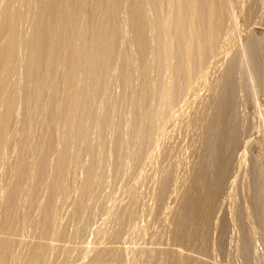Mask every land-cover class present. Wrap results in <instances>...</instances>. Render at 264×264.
I'll return each mask as SVG.
<instances>
[{"label": "bare ground", "instance_id": "obj_1", "mask_svg": "<svg viewBox=\"0 0 264 264\" xmlns=\"http://www.w3.org/2000/svg\"><path fill=\"white\" fill-rule=\"evenodd\" d=\"M29 1L0 0V264H128L136 253L142 264H198L200 188L209 176L218 190L246 132L257 137L238 161L260 142L251 166L264 181V0ZM111 78L121 92L108 94ZM182 123L207 154L169 224L128 249L147 232L133 223L145 211L136 185ZM127 167L124 197L89 230L106 178ZM162 171L155 200L175 183Z\"/></svg>", "mask_w": 264, "mask_h": 264}, {"label": "rangeland", "instance_id": "obj_2", "mask_svg": "<svg viewBox=\"0 0 264 264\" xmlns=\"http://www.w3.org/2000/svg\"><path fill=\"white\" fill-rule=\"evenodd\" d=\"M32 5L30 0L28 6ZM262 23L264 24V21ZM263 24L256 26L258 33H264ZM24 27L29 30L28 25ZM133 86L134 83L130 81L125 87L126 91L130 92ZM123 89L124 86L115 79L109 80V95L119 93ZM244 98L247 101L248 96L244 95ZM245 112L243 118H250L253 110L250 107L246 108ZM187 113L185 118L189 120L193 117V107L188 108ZM170 129L169 127L168 131ZM115 130L114 126L107 128L104 132L105 138H109ZM254 137H257V134L246 132L236 143L235 149L231 152L229 167L218 184V190L212 189V179L209 176L205 177V183L200 188L195 224L191 227L193 232L195 231L196 240L192 256L198 264H264V181L261 182L258 171L251 166V162L263 153L262 144L254 141L247 148V164L238 161L243 148L242 142ZM159 146L157 166H148L135 188L145 211L142 216L135 218L133 223L145 228L147 232L142 237L139 235L132 240L127 239L128 249L138 250L148 246L152 242L150 234L169 224L176 199L184 189L187 178L189 176L192 178L207 154L203 146L198 143L192 128L183 123L175 127V133H166ZM107 169L111 174V165ZM162 169L173 173L175 183L168 185L162 199L155 200L153 192L164 174ZM5 172L0 166V175H4ZM133 174L132 167H127L121 175L106 178L107 185L101 189L99 202L93 206L95 215L93 214L91 221L89 220V230L103 226L106 210L124 197L122 185ZM228 194L231 197H228ZM65 208L67 206H64ZM62 218V222L65 223L66 215H62ZM250 222L256 223L260 230L258 234L251 235L248 228ZM91 239L92 235L86 237L87 242ZM151 245L153 246L154 243ZM132 253L129 251V258L132 257ZM143 255L136 253L128 264H142L140 260H145L146 253ZM257 256L259 260L255 262Z\"/></svg>", "mask_w": 264, "mask_h": 264}]
</instances>
